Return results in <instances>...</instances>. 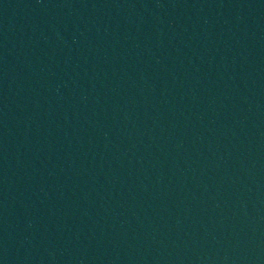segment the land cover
<instances>
[{
	"label": "water",
	"instance_id": "obj_1",
	"mask_svg": "<svg viewBox=\"0 0 264 264\" xmlns=\"http://www.w3.org/2000/svg\"><path fill=\"white\" fill-rule=\"evenodd\" d=\"M0 264H264V0H0Z\"/></svg>",
	"mask_w": 264,
	"mask_h": 264
}]
</instances>
